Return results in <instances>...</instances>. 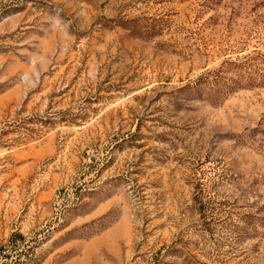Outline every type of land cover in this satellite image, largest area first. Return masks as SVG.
I'll return each mask as SVG.
<instances>
[{"label":"rangeland","instance_id":"374dc122","mask_svg":"<svg viewBox=\"0 0 264 264\" xmlns=\"http://www.w3.org/2000/svg\"><path fill=\"white\" fill-rule=\"evenodd\" d=\"M0 264H264V0H0Z\"/></svg>","mask_w":264,"mask_h":264}]
</instances>
